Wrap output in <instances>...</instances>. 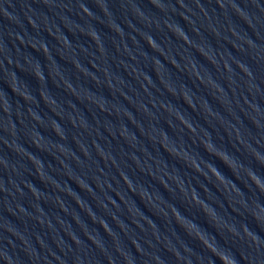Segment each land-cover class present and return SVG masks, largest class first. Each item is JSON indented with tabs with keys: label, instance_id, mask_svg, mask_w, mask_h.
Segmentation results:
<instances>
[{
	"label": "water",
	"instance_id": "1",
	"mask_svg": "<svg viewBox=\"0 0 264 264\" xmlns=\"http://www.w3.org/2000/svg\"><path fill=\"white\" fill-rule=\"evenodd\" d=\"M261 188L264 0H0V264H264Z\"/></svg>",
	"mask_w": 264,
	"mask_h": 264
},
{
	"label": "clouds",
	"instance_id": "2",
	"mask_svg": "<svg viewBox=\"0 0 264 264\" xmlns=\"http://www.w3.org/2000/svg\"><path fill=\"white\" fill-rule=\"evenodd\" d=\"M205 150L208 151L207 148H205ZM221 161H222L223 163H225L224 160L221 159ZM214 167H216V166L214 165ZM228 167H229V166H228ZM229 168H230V167H229ZM230 169H231V168H230ZM217 170H218V169H217ZM231 170H232V169H231ZM251 178H252V177H250V179H251ZM253 182L256 183V185H257L258 188H260V185H259L258 180H255V179H254ZM260 190H261V191H264V188H261ZM205 246H207V245H205ZM217 258L220 260V264H224V261H223L220 257H217ZM233 260H235L234 257H233Z\"/></svg>",
	"mask_w": 264,
	"mask_h": 264
}]
</instances>
